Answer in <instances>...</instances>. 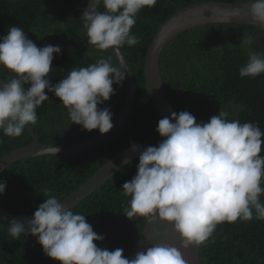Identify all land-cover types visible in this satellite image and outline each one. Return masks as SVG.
<instances>
[{"label": "trees", "instance_id": "1", "mask_svg": "<svg viewBox=\"0 0 264 264\" xmlns=\"http://www.w3.org/2000/svg\"><path fill=\"white\" fill-rule=\"evenodd\" d=\"M248 1L158 0L154 8L141 10L132 29L141 37L140 43L120 48L134 83L133 103L124 123L109 138L89 149L67 155L27 158L9 165L0 175V182L6 181L5 192L0 195L1 205L13 214H34L47 198L44 189H50L62 200L122 150L133 145L158 146L162 139L156 131L159 120L149 100L143 76L144 59L154 33L169 16L189 5ZM87 3L88 0H0V38L7 35L10 26H17L37 47L60 46L61 52L54 54L51 66L53 85L73 68L87 67L101 57H111L112 63L118 67L108 50H97L88 43L81 18ZM98 10L102 11L103 6ZM246 35L255 38L253 49L264 53V29L248 25L197 27L179 34L168 43L159 57V71L174 112L187 111L198 123H207L220 110L226 111L227 119H238L242 124L256 123L264 132V74L256 78L239 75V68L247 61V50L240 46ZM11 75L0 68V81L6 82ZM113 89L115 94L99 107L109 109L114 119L122 106L124 83L114 84ZM47 95L49 100L37 109V124L31 126L41 144H72L99 132H88L71 124L59 99L53 93ZM30 142L26 130L15 138L0 132V157ZM261 155H264V145ZM138 163L139 158L120 168L71 209L85 215L93 231L104 237L103 241L96 242L97 247L109 251L121 248L125 257L136 244L146 222L143 217L129 220L124 215L130 197L122 194L123 184L136 175ZM261 200L264 201V196ZM258 224L259 221L253 219L218 225L212 236L200 245L201 263L264 264L255 250L257 246H264V239L250 237L258 232ZM8 225L0 220V264H58L45 255L37 238L28 235L14 240ZM220 235L235 237L226 243L218 240Z\"/></svg>", "mask_w": 264, "mask_h": 264}, {"label": "clouds", "instance_id": "2", "mask_svg": "<svg viewBox=\"0 0 264 264\" xmlns=\"http://www.w3.org/2000/svg\"><path fill=\"white\" fill-rule=\"evenodd\" d=\"M158 0H98L82 14L88 43L100 51L115 50L140 43L132 32L143 9L154 8ZM103 10H98L100 6ZM249 15L264 28V0H249ZM255 38L246 35L240 46L247 50V61L239 68L242 78L264 74V53L253 49ZM60 46L42 48L17 26H10L0 38V68L11 73L0 81V132L19 137L38 122L37 109L53 93L67 110L71 124L101 135L113 128V114L100 108L115 94L125 73L111 57L73 68L59 83H51L54 54ZM26 85H29L27 89ZM47 90V93H46ZM219 111L207 123L196 121L187 111L173 112L159 120L158 146L140 152L136 175L123 184L122 194L130 197L124 215L133 220L143 217L169 225L180 238V248L188 250L204 244L218 225L264 220V132L256 123L227 119ZM59 149L55 148L54 152ZM139 151L137 145L131 148ZM125 163H130L126 160ZM6 181L0 182V195ZM44 202L28 222L13 220L8 231L14 240L31 235L37 238L46 256L58 264H186L181 251L167 244H154L139 251L135 258L97 247L104 237L93 231L85 215L74 213L44 189Z\"/></svg>", "mask_w": 264, "mask_h": 264}, {"label": "water", "instance_id": "3", "mask_svg": "<svg viewBox=\"0 0 264 264\" xmlns=\"http://www.w3.org/2000/svg\"><path fill=\"white\" fill-rule=\"evenodd\" d=\"M97 2L98 0H88L86 8L91 3L95 6ZM249 9V1L246 3H197L179 9L158 27L148 46L143 66L145 88L158 120L164 117H170L171 113L174 112L166 97V92L160 77L159 57L163 49L179 34L197 27L215 24H234L239 26L248 25L259 27L252 21L251 16L249 15ZM108 51L112 54L118 67L125 73V78L123 80V102L120 111L112 120L114 126L111 131L104 135H101L98 132L84 141L72 144H41L37 140L32 128H29V126L26 125V131L31 138V142L0 157V175L9 165L23 159L48 155H67L89 149L109 138L124 123L131 110L134 98L133 77L121 50L119 49V51H115L109 49ZM137 146L139 151L136 153H133L131 151L132 147H129L108 160L81 186L61 200L64 205L67 208H74L104 182L111 178L120 168L128 164L125 163L126 160L130 162L134 161L139 158L140 152L148 147L147 145ZM55 148L59 149L56 153L54 152ZM262 196H264V194H262ZM33 216L34 214H13L7 211L0 203V220L5 223L10 224L13 220H23L26 223L31 220ZM154 244H167L177 247L184 256L186 264L201 263L199 258L200 246L192 247L188 250L180 248V238L178 234H176L169 225L160 222L158 219L151 223H148L147 221L145 222L143 230L127 258H135L139 251H144L147 248L152 247Z\"/></svg>", "mask_w": 264, "mask_h": 264}, {"label": "flooded vegetation", "instance_id": "4", "mask_svg": "<svg viewBox=\"0 0 264 264\" xmlns=\"http://www.w3.org/2000/svg\"><path fill=\"white\" fill-rule=\"evenodd\" d=\"M264 202V201H262ZM259 221V224H258V232L251 236L250 237L252 239H264V220H258ZM240 236L242 239H245L246 237L244 235H238ZM235 237V235H233V238ZM231 237H229L228 235H220V237L218 238L219 241H225L226 243L229 242L230 239H233ZM212 239H215L214 237H212ZM237 239V237H236ZM212 243V242H211ZM256 251H258V255H259V259L260 260H263L264 261V246L263 245H260V246H257L255 248ZM202 264V263H200Z\"/></svg>", "mask_w": 264, "mask_h": 264}]
</instances>
